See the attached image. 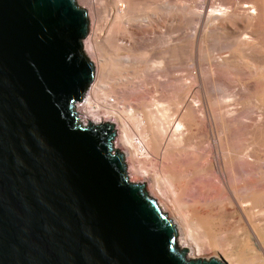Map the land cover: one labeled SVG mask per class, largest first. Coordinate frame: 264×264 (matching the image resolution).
I'll use <instances>...</instances> for the list:
<instances>
[{
  "label": "water",
  "instance_id": "obj_1",
  "mask_svg": "<svg viewBox=\"0 0 264 264\" xmlns=\"http://www.w3.org/2000/svg\"><path fill=\"white\" fill-rule=\"evenodd\" d=\"M75 0H0V264H224L177 230L77 112L95 76Z\"/></svg>",
  "mask_w": 264,
  "mask_h": 264
},
{
  "label": "bare ground",
  "instance_id": "obj_2",
  "mask_svg": "<svg viewBox=\"0 0 264 264\" xmlns=\"http://www.w3.org/2000/svg\"><path fill=\"white\" fill-rule=\"evenodd\" d=\"M159 1L160 0H76V3L79 7L84 8L85 10H87L85 6L89 7L90 13H92L95 18H100L101 20V17H104L106 18V23L111 22L108 21V19L112 20L114 29L112 28L113 26L111 27V25H109V32L105 35H111V31V37H113V39L124 38L122 44L125 46V50H129V52L132 51L134 53L135 50L137 51L138 49L140 50L144 47L146 49V46L149 45V42H152L153 46H155L154 49H157L158 52L156 57L157 61L159 59V61L163 62L165 58H168L166 57L168 52H165L166 48L164 49V44H166V40L164 39L165 33L161 31L166 19L165 15H162L165 13L158 12L159 10H162L161 8L163 7L162 3L164 0H161V3ZM182 1L184 3L185 0ZM190 1L192 2V0ZM195 1L198 3L199 9H204L200 10L199 16L204 13V20L207 19L205 22H208V20L211 19L210 21H216L217 25L218 21L222 18H234L236 20L240 19V21L244 20L246 27H248L254 36L260 35L262 37L264 35V0H224L223 4H227V7L221 5L220 7L211 6V8L209 7L210 9L207 7V3L209 5L210 1L207 3L206 0ZM186 3L187 2L185 1V4ZM239 3L240 5L242 3V8H240L241 6L238 7L237 4ZM191 4L193 5V3ZM236 5L237 7H235ZM179 6L182 7L181 5ZM169 7L170 11H167L170 13L172 11L171 7L173 9L174 6ZM184 7L187 8L188 6L186 5ZM189 8L191 7H188L187 9ZM153 9H159L157 11L159 14L157 13L155 15L154 12L153 14H150V10ZM195 9L196 8H193L191 10L194 11ZM191 10L189 9V11L192 13L193 11ZM196 10L195 12H198ZM87 12L88 18L90 19L89 11L87 10ZM195 12L193 14L197 15ZM176 15L174 14V16ZM199 18L201 19V17ZM98 21L99 20H97V22ZM227 21L228 20H226V23ZM166 23L167 21L165 24ZM214 23L215 22L212 24ZM229 23L230 20L228 24ZM99 24H101L100 21ZM222 24L225 23L220 22L219 25H221V27L223 26L222 28L220 27V29L225 27V25ZM202 25L207 24L205 23ZM98 27L100 26H97V28ZM158 28H160V30ZM225 29L226 30H222L225 31L222 32L223 35L234 34L238 37L228 38L229 40L231 39V41L234 40L232 43L230 41L227 44L235 46L232 48V53H227L226 56H219L216 53L217 55L213 54V56H211L212 52L210 49L209 52L211 53H207L211 56V58L207 57L208 60L206 59V64L203 60L204 65L203 67L201 65L202 68L200 70L199 68L197 69L199 70V73H196V75L194 74V79L192 76L193 72L191 71V76L194 81L190 79L191 77L187 76L189 78L188 81L192 80L193 82H190L187 85L184 84L185 86L181 85L180 87L174 86L172 87L173 89L171 88L172 93L177 94V96L176 98L174 96L172 97L175 99L171 100L173 112H170V116L167 114L169 110L167 111L162 107L165 105L159 103L158 100L155 101V99L153 102H151L152 99H150V97L148 98L151 101L147 99L151 102L149 104H151L152 107H155L154 105H156L157 108L151 109V106L149 105V107L148 103L140 97L138 98L141 99L140 104L142 107H140V109H138L139 106H137V109H135L136 107L133 109L128 108V105H121L126 94L125 91V93L122 92V94L116 98L117 102L113 100L115 103L109 104L112 106V108L107 109L106 107L108 104L105 102L104 105L101 104L105 108L104 109L102 107L106 114L101 117H95L96 115L91 111L93 104L92 100H94L93 98L99 100L101 97V101H104L102 99H104L106 93H102V91L105 90L106 87H112V85L106 86L105 84L107 82H104L105 84L101 83L102 85H100L98 89H96L95 85H93L84 96L82 106L85 107H82L81 104L77 103V112L82 122L89 121L94 125L105 123L113 125L116 134L117 131L120 132L118 138H114V150L120 148L123 149L129 157L132 155V153L139 156L140 160L136 166H130L129 157H125V163L127 167L126 170L128 174L130 173V181H150L152 183V191L159 200L157 204L160 210L162 212H166L169 218L173 221L177 233L179 232V240L181 242L180 249H186L187 258L197 259L198 256L204 253H212L218 256L224 264H264V168L262 165V161L264 159V130L263 132L260 131L261 133L249 131V126L247 124L248 120H245L247 118H242V114L239 109L240 107L238 108L237 104L233 102L235 101L237 103L238 100H235L237 97L236 95L238 93V95L243 94V92L247 93L248 95L246 99L250 98L252 100H256L257 98L258 100L264 102V38H256L257 36L255 38H239L244 34L243 32H238V30L230 31L226 27ZM204 30V28L203 30L201 28L200 31L202 32ZM208 31L212 32L211 29ZM217 33L219 34V32H216V34ZM206 35L211 36L210 34ZM92 38L94 40L95 36ZM116 39L112 42L114 45L117 41ZM217 39L218 38H216V40ZM116 46L119 48L120 45L118 42L115 45V49H117ZM93 49L94 47L91 39L83 42V50L87 55L92 54V51L94 53L95 51ZM236 54H238V56L239 54L242 55L244 62H246L245 65H242V62L239 63L238 57L236 58ZM129 55L130 54L128 53L127 55H124L125 57L122 56L121 60L118 59L121 65H129L131 62H135L131 61L132 57L130 58ZM205 55L207 56V54ZM202 58L205 59V57ZM156 59H152L153 62H156ZM199 59L200 58H198V60ZM132 60L134 59L132 58ZM149 60H147L146 63H148ZM166 60H164V62ZM159 61L157 63H159ZM109 62L111 61L108 60V63ZM198 62L200 63V61ZM134 64L135 63L132 65ZM161 64L162 63H159L157 66H161ZM118 65L119 63L117 66ZM103 67L104 66H102V68ZM224 67H235L238 75L241 74L245 75L246 77L245 84L234 88L239 91L237 94L233 93V89H231L232 87L230 86L231 84L227 83L225 79L222 78L224 74L222 73V76L220 75V71H222ZM166 68L167 67H165V69L163 68V71H165ZM156 69L157 68H155V70ZM150 71L148 72L149 75L151 73ZM224 71H227V69ZM146 72L147 71L140 73V75H143L144 77V75L147 74ZM161 72L162 71L159 70L158 73L160 74ZM102 73L104 72L102 71ZM165 73H163L164 76ZM214 73L217 75H214ZM126 78L130 81L133 79L131 76V79L128 77ZM155 78H158V75ZM160 78L163 79L164 77L161 76ZM160 82L156 83L159 85ZM164 82L167 84L168 81L166 80ZM122 84L124 85V83ZM180 84H182V82ZM158 85L154 86L157 87V90H161L162 88H160V85ZM114 87L115 86H113V88ZM148 88L146 89L148 90ZM166 88L164 87V89ZM149 89L151 90V87ZM155 89L156 88L153 90ZM141 90L142 89H140L138 92ZM145 90L143 91L144 93L147 91ZM165 92L166 90L163 92V94ZM148 93L150 92L148 91ZM161 93L162 92L160 91V94ZM99 95L101 96L98 97ZM139 95H141V93ZM165 95H167V92ZM162 97H164V95ZM169 97L167 96V98ZM158 99H160V101L163 100V98L161 100L160 97H158ZM169 100L166 101V103L169 102ZM163 103H165V101ZM169 105L170 104L168 103V106ZM167 117H171V121L169 120L171 123L169 125L165 122ZM149 120H155L158 122L157 124L155 123V126H153ZM132 127H134L136 131L139 130L140 135H138V138L133 136L134 128L132 130ZM182 135H184L183 140H181L182 137L181 139L179 138V136ZM176 136L178 137L176 138ZM195 141L199 144L206 143L207 149L204 147L203 150L201 147L200 149L202 150H199L202 152L196 151L198 149L192 150L193 146L191 145H193Z\"/></svg>",
  "mask_w": 264,
  "mask_h": 264
},
{
  "label": "rangeland",
  "instance_id": "obj_3",
  "mask_svg": "<svg viewBox=\"0 0 264 264\" xmlns=\"http://www.w3.org/2000/svg\"><path fill=\"white\" fill-rule=\"evenodd\" d=\"M76 1V0H75ZM78 1V0H77ZM161 1V0H160ZM159 1V2H160ZM163 1V0H162ZM161 1V2H162ZM185 1L187 2L186 4H185ZM184 1V3H183V1L181 0H164V2L162 3V8L161 7H159V8H161L162 10L160 11L159 9H153V10H150L151 12H150V14H153V12L155 13V15L159 12H162V13H165V14H162L163 16L165 15V22L167 21V23L165 24V22H164V26H163V28H162V30L161 31H163L164 33H165V40H166V44H164L165 45V47H164V49H165V52L167 51L168 52V54H166L167 56L166 57H168V58H165L164 60H166L165 62H164V60H163V62L162 61H159V59H158V61H159V63H162V64H165V65H162L161 64V66H157L159 63H157L158 61H157V59H156V57H157V49H154L155 48V46H153V44H152V42H149V45L148 46H146V49H145V47L143 48V49H138L137 51L135 50L134 51V53L132 52V51H130L129 52V50H125V46L122 44L123 43V39L121 38H118V39H116L117 41H116V43H115V45L117 44V42H118V44L120 45L119 46V48L116 46V48L117 49H115V45L112 43L115 39H113V37H111V35H112V33H111V31H110V34L111 35H109L110 36V38H109V36L108 35H105V34H107L108 32H109V29H110V27H109V25H111V27L113 26V22H112V20H110V19H108V21H111L109 24L108 23H106V18H104V17H101V20H100V18H95L94 17V15H92V13H90V9H89V7H86L85 6V8L89 11V17H90V19H89V22H90V28H89V34H88V36H87V38L83 41V42H85V41H87V40H89V39H91V41H92V44H93V47H94V53H93V51H92V54H89V55H87L86 53H85V51L83 50V53H84V55L85 56H87L93 63H94V66H95V76H94V80H93V82L91 83L92 85L90 86V88L88 89V91L92 88V86L93 85H95V87H96V89H98V87L100 86V85H102L101 83H103V84H105L104 82H107L108 83V85H107V83L105 84L106 86H110V85H112V87L110 86V87H106V89L105 90H103L102 91V93H106L105 95V97H104V99H102V100H104V101H101V95H99L98 97H100L99 98V100L98 99H95V98H93L94 100H92L93 101V104H92V108H94V109H92L91 108V111L96 115L95 117H97V116H103L104 114H106L105 113V108L101 105V104H105V103H107L108 105L109 104H112V103H115V102H117V100H116V98L119 96V95H121L122 94V92H124L125 93V91H126V94H125V97H124V100H123V103L121 104V105H125V106H127L128 108H135V109H137L138 107L137 106H139V108L138 109H140V107H142V105L140 104V100L143 98L144 99V101L145 102H147L148 103V106L150 105L151 106V104H149V103H151V102H153L154 101V99H155V101L156 100H158L159 101V103H161V104H163V105H165V106H162L164 109H166L168 112H167V114H169V116H170V112H173L172 110V108H173V106L171 105V100L173 99H175L176 98V96H177V94H175V93H172V87H180L181 85L183 86L184 84L185 85H187L188 83H190V82H193L194 80V74L196 75V73H199V70L203 67V62L205 61V64L207 63L206 61L208 60V58L207 57H210L211 58V56H213V54H218L219 56H223V55H227V53L228 54H230V52L232 53V48H234L235 46H233V45H227L230 41H231V39L229 40L228 38H238L237 36H235L234 34H230V35H223L222 34V32H225V31H222V30H226L225 29V27L227 28V29H229L230 31L231 30H234V31H236V30H238V32H243L244 34L243 35H241V37H239V38H255L256 36V38H258V37H260V38H264V35L261 37L260 35H256V36H254L253 34H252V32L248 29V27H246V23L244 22V20L243 21H240V19L238 20H236V19H234V18H229V19H227V18H225V19H221V20H219L218 21V24L216 25V21H210L211 19H209L208 20V22H205V20L207 21V19H205L204 20V13H202L201 14V16H199L200 15V10L201 9H203V8H198V3H196V1L195 0H192V2L190 1V0H185ZM197 1H199V0H197ZM210 1V2H209ZM220 1V2H219ZM160 2V3H161ZM175 2V3H174ZM188 2H189V4H188ZM193 3V5L191 4V3ZM207 2H209V5H208V3ZM212 2H213V0H206V3H207V7L209 8H211V6H215V7H220V5L221 6H225V7H227L228 5L227 4H223L224 3V0L222 1V0H214V2H213V5H212ZM219 2V3H218ZM222 2V3H221ZM159 3V4H160ZM182 3V4H181ZM226 3V2H225ZM165 6H164V5ZM175 4V5H174ZM183 4H184V6H188V7H191V8H189L190 10L191 9H193V8H196L195 10L196 11H198V12H195V10L193 11V10H191V11H193L192 13L189 11V9H187L186 7H184L183 6ZM211 4V5H210ZM245 4H247V3H245ZM244 4V5H245ZM249 4V3H248ZM161 5V4H160ZM179 5H181L182 7H180ZM238 5V7L239 6H241L242 5V3H241V5H240V3L239 4H237ZM237 5L235 6V7H237ZM81 6H83V5H81ZM166 6H167V8H166ZM169 6H174L173 7V9H172V7H171V10L173 11H171L170 13H169V11H170V7ZM176 6V7H175ZM194 6V7H193ZM84 7V6H83ZM166 9H165V8ZM180 7V8H179ZM234 7V8H235ZM243 6H241L240 8H242ZM186 10H185V9ZM209 8V9H210ZM239 8V9H240ZM159 10V11H158ZM167 10H169V11H167ZM204 10V9H203ZM158 11V12H157ZM167 11V12H166ZM178 12V13H177ZM189 12V13H188ZM195 12V14L197 13V15H194L193 13ZM149 13V12H148ZM158 13V14H159ZM188 13V14H187ZM174 14L178 17H176V16H174ZM172 17H174L175 18V20H174V18H172ZM199 17H201V19L199 18ZM183 18V19H182ZM185 19V20H184ZM233 21H232V20ZM92 20V21H91ZM97 20H99L100 21V23L102 24V27H101V24H99V21L97 22ZM203 20H204V22L207 24V25H202V24H205L204 22H203ZM223 20H225V21H223ZM226 20H228L227 21V23H226ZM229 20H230V23L228 24V22H229ZM103 21H105V22H103ZM97 22V23H96ZM210 22V23H209ZM213 22H215L214 24H212ZM220 22L221 23H225V24H222V25H225V27L223 28V29H220V27H221V25H219L220 24ZM95 23V24H94ZM245 23V24H244ZM211 24V25H210ZM231 24V25H230ZM244 24V25H243ZM95 25V26H94ZM100 26V27H98L97 28V26ZM165 25H166V27H165ZM200 25V26H199ZM211 27H210V26ZM216 25V26H215ZM219 25V26H218ZM227 25V26H226ZM230 25V26H229ZM201 26H203V27H201ZM208 26V27H207ZM223 27V26H222ZM221 27V28H222ZM96 28V29H95ZM104 28V29H103ZM109 28V29H108ZM113 29H114V26L112 27ZM201 28H202V30H203V28L205 29L204 31H206V32H204V31H200L201 30ZM246 28V29H245ZM98 29V30H97ZM107 29V30H106ZM113 29H111V30H113ZM159 30H160V28H158ZM200 29V30H199ZM209 29H211L212 30V32L211 31H208ZM248 29V30H247ZM95 30H96V32H95ZM106 30V31H105ZM220 30V31H219ZM242 30H244V31H242ZM264 30V29H263ZM102 31V32H101ZM173 31V32H172ZM179 31V32H178ZM200 31V32H199ZM247 31V32H246ZM209 32V33H208ZM216 32H219V34L217 33L216 34ZM237 32V33H238ZM98 33V34H97ZM166 33H167V35H166ZM191 33V34H190ZM198 33V34H197ZM214 34V35H212V34ZM177 34V35H176ZM194 34H195V36H194ZM200 34V35H199ZM202 34V35H201ZM205 34V35H204ZM206 34H210L211 36H207ZM97 35V36H96ZM215 35H217V36H215ZM218 35H220V36H218ZM221 35H222V37H221ZM246 35V36H245ZM251 35H252V37H251ZM95 36V38H94V40H93V38L92 37H94ZM99 36V37H98ZM204 37V36H206L207 38H208V40H207V38L206 37H204V38H202V37ZM235 36V37H234ZM242 36H244V37H242ZM175 37V38H174ZM178 37V38H177ZM199 37V38H198ZM201 37V38H200ZM213 37V38H212ZM215 37V38H214ZM113 40H112V39ZM169 38V39H168ZM216 38H218L217 40H216ZM226 38V39H225ZM163 39V38H162ZM194 39V40H193ZM201 41H200V40ZM220 39V40H219ZM222 40V41H221ZM96 41V42H95ZM98 41V42H97ZM122 41V42H121ZM173 41V42H172ZM219 41H220V43H219ZM234 41V40H233ZM233 41H231V43L233 42ZM215 42V43H214ZM152 45H151V44ZM219 43V44H218ZM112 44V45H111ZM168 44V45H167ZM114 45V46H113ZM190 45V46H189ZM103 46V47H102ZM106 46V47H105ZM219 46V47H218ZM173 47V48H172ZM178 47V48H177ZM228 47V48H227ZM177 48V49H176ZM197 50H196V49ZM218 48V49H217ZM226 48V49H225ZM145 49V50H144ZM168 49V50H167ZM210 49H211V52H209L210 51ZM224 49V50H223ZM229 49V50H228ZM141 50H142V52H141ZM104 51V52H103ZM143 51H145V52H143ZM223 51V52H222ZM111 52V53H110ZM207 52H209V53H211V56L210 55H208V53ZM101 53V54H100ZM105 55H104V54ZM120 55H119V54ZM130 54L129 55V57L131 58H133L134 60H132V58H131V61H135V62H131L129 65H121L120 64V62L118 61V59H120L121 60V58H122V56L123 57H125L124 55H127V54ZM197 53V54H196ZM220 53H221V55H220ZM177 54V55H176ZM205 54H207V56L205 55ZM216 54V55H217ZM116 56V57H114V56ZM156 55V56H155ZM215 55V56H216ZM100 56H102V57H100ZM185 56V57H184ZM147 57V58H146ZM150 58V60H149V58ZM155 57V58H154ZM202 57H205V59L204 58H202ZM238 57V60H239V63L240 62H242L241 64L242 65H245L246 64V62H244V58L242 57V55H240L239 54V56H238V54H236V58ZM101 58V59H100ZM103 58V59H102ZM115 58V59H114ZM198 58H200L199 60H198ZM155 60L156 59V62L154 61L153 62V60ZM169 59H171V60H169ZM177 59V60H176ZM196 59V60H195ZM202 59V60H201ZM207 59V60H206ZM108 60L109 61H111V62H109L108 63ZM147 60H149L148 61V63H146V61ZM195 60V61H194ZM200 61V63L198 62V61ZM204 60V61H203ZM100 61V62H99ZM106 61V62H105ZM173 61V62H172ZM188 61V62H187ZM103 62H105L106 63V65H105V63H103ZM113 62H115V63H113ZM151 62V63H150ZM169 62V63H168ZM104 65H103V64ZM109 65H108V64ZM112 63H113V65H112ZM119 63V65L117 66V64ZM133 63H135L134 65H137V66H134V65H132ZM156 65H155V64ZM184 63V64H183ZM195 63V64H194ZM196 63H198V64H196ZM114 64H116V65H114ZM149 64V65H148ZM151 64V65H150ZM167 64V65H166ZM199 64H200V66H199ZM104 66L103 68H102V66ZM108 65V66H107ZM122 67H121V66ZM142 65V66H141ZM194 65V66H193ZM198 65V66H197ZM201 65H202V67H201ZM111 66V67H110ZM120 66V67H119ZM124 66V67H123ZM127 66V67H126ZM130 66V67H129ZM241 66V65H240ZM106 67V68H105ZM145 67V68H144ZM152 67V68H151ZM157 68L158 69V67H159V69H158V71H157V69L155 70V68ZM160 67H161V69H160ZM165 67H167L166 68V70L165 71H163L164 69H165ZM172 67V68H171ZM130 68V69H129ZM138 68V69H137ZM143 68V69H142ZM164 68V69H163ZM192 68H194V69H192ZM199 68V70H197ZM224 68H226V67H224ZM223 68V69H224ZM101 69H102V71L104 72V73H102V71H101ZM118 69V70H117ZM145 69H147V70H145ZM192 69V70H191ZM222 69V71H220V75L222 76V73L224 74L223 76H222V78H224L225 79V81L227 82V83H230L231 85V89H233V93H238L239 91L238 90H236V89H234V88H237V87H239V85H242V84H245V82H246V77H245V75H241V74H239L238 75V73H237V71H236V69H235V67H230V68H226L227 69V71H224V70H226V69H224L223 70ZM126 70V71H125ZM151 70V71H150ZM152 70H154V71H152ZM159 70L160 71H162L160 74H162V75H160L158 72H159ZM169 72H168V71ZM189 70V71H188ZM193 70H195V71H197V72H195V71H193ZM100 71V72H99ZM112 71V72H111ZM113 71H114V73H113ZM145 71H147L146 73L149 75V71L151 72L150 73V75L148 76L146 73V75H144V77H143V75H140V73H143V72H145ZM157 71V72H156ZM167 71V72H166ZM193 73H192V72ZM231 71V72H230ZM117 74H116V73ZM131 72V73H130ZM133 72V73H132ZM156 72V73H155ZM167 73V75H166V73ZM184 72V73H183ZM187 72V73H186ZM189 72V73H188ZM101 73V74H100ZM109 73V74H108ZM112 73V74H111ZM121 73V74H120ZM127 73V74H126ZM136 73V74H135ZM154 73H155V75H154ZM163 73H165V76H164V74ZM170 75H169V74ZM177 73V74H176ZM183 73V74H182ZM191 73L193 74L192 76H193V79H192V76H191ZM105 76H104V75ZM115 74V75H114ZM130 74V75H129ZM185 74V75H184ZM187 74V75H186ZM190 74V75H189ZM100 75V76H99ZM104 77H103V76ZM107 75V76H106ZM113 75V76H112ZM129 75V76H128ZM137 75V76H136ZM157 75H158V78H155V77H157ZM177 75V76H176ZM184 75V76H183ZM214 75H217V74H215L214 73ZM117 77V79H116V77ZM124 76H126V77H128L129 79H131V78H133V79H131V81L130 80H128L126 77H124ZM130 76H131V78H130ZM136 78H135V77ZM162 76V77H168L169 78V80H168V78H165V80H164V78L162 79V78H160V77ZM171 76V77H170ZM191 77L190 79H192V80H190V81H188L189 80V78L188 77ZM231 76V77H230ZM100 77V78H99ZM102 77V78H101ZM109 79H108V78ZM121 79H120V78ZM122 77H124V78H122ZM181 77H182V79H181ZM103 78H104V81H103ZM160 78V79H159ZM174 78V79H173ZM179 79V81H178V79ZM98 79V80H97ZM120 79V80H119ZM127 79V80H126ZM137 79V80H136ZM143 79V80H142ZM156 79V80H155ZM160 81H168L167 82V84H166V82H160ZM177 79V80H176ZM186 79V80H185ZM106 80V81H105ZM108 80V81H107ZM119 80V81H118ZM122 80V81H121ZM158 80V81H157ZM231 80V81H230ZM124 81V82H123ZM126 81H128V82H126ZM141 81V82H140ZM160 82L159 83V85H158V83H156V82ZM178 81V82H177ZM186 83H185V82ZM116 84H115V83ZM117 82H118V85H117ZM182 82V84H180ZM202 82V81H201ZM244 82V83H243ZM95 83H97V84H95ZM122 83H124V85L122 84ZM239 83V84H238ZM241 83V84H240ZM134 84V85H133ZM153 84V85H152ZM165 86H164V85ZM175 84H178V85H175ZM122 86V87H120V86ZM144 85V86H143ZM150 85V86H149ZM152 85V86H151ZM156 85H158L160 88H162L160 91L162 92L161 94H160V91L159 90H157V87H155ZM167 85V86H166ZM169 85H170V89H169ZM172 85V86H171ZM184 85V86H185ZM235 85V86H234ZM113 86H115L114 88H113ZM162 86V87H161ZM234 86V87H233ZM137 87V88H136ZM151 87V90L149 89V88ZM164 87L166 88H168V90H167V88L166 89H164ZM112 88V89H111ZM128 88V89H127ZM146 88H148V90L146 89ZM154 88H156L155 90H153ZM172 88V89H171ZM100 89V88H99ZM107 89H108V91H107ZM120 89V90H119ZM127 89V90H126ZM137 89V90H136ZM140 89H142L140 92H138ZM147 91H146V90ZM119 90V91H118ZM146 91L145 93L143 92V91ZM159 91V92H157V91ZM166 90V92H167V95H165L166 94V92L163 94V92ZM87 91V92H88ZM113 91V92H112ZM148 91L151 93H148ZM154 91V92H153ZM155 91H156V94H155ZM87 92H86V94H87ZM108 92V93H107ZM119 92V93H118ZM171 92V93H170ZM101 93V94H102ZM115 95H114V94ZM117 93V94H116ZM137 93H141V95H139V94H137ZM143 93V94H142ZM85 94V95H86ZM112 94V95H111ZM145 94V95H144ZM154 94H155V96H154ZM159 94V95H158ZM171 94H172V96H171ZM173 94H175V95H173ZM239 94V93H238ZM236 95L237 97L235 98V100L237 101V103L235 102V101H233L235 104H237V106H238V108L240 109V111H241V114H242V118L243 119H245V118H247V119H245L246 121H247V124H248V126H249V131H251V132H263V130H264V102H262V101H260V100H258L257 98H256V100H252V99H246L247 97H248V95H247V93H245V92H243V94H240V95ZM245 94V95H244ZM151 95H153V96H151ZM164 95V97H166V98H164V97H162ZM244 95V96H243ZM109 96V97H108ZM167 96L169 97V98H167ZM175 97V98H172V97ZM242 98H241V97ZM94 97V96H93ZM141 98V99H138V98ZM146 97V98H145ZM148 97H150V99H152V101L148 98ZM153 97V98H152ZM158 97H160L161 98V100H162V98H163V100L165 101V103H163L162 101H160V99H158ZM240 99H239V98ZM258 97V96H257ZM106 98H108V99H106ZM157 98V99H156ZM106 99V100H105ZM150 100V101H148V100ZM170 99V100H169ZM246 99V100H245ZM97 100V101H96ZM111 100V101H110ZM113 100H115V102H113ZM139 100V101H138ZM169 100V102H167L166 103V101H168ZM241 100H243V101H241ZM83 101H84V98H83V100L81 101V102H78L79 104H81V106H82V103H83ZM100 102V104H99V102ZM108 101V102H107ZM134 101V102H133ZM257 101V102H256ZM98 102V103H97ZM101 102H103V103H101ZM105 102V103H104ZM137 102V103H136ZM243 102V103H242ZM257 104H256V103ZM259 102H260V104H259ZM125 103V104H124ZM155 103V102H154ZM154 103H152V104H154ZM168 103L172 106H168ZM141 106H140V105ZM240 106H239V105ZM107 105V109H110V108H112V106L111 105H109L108 106ZM98 106H100V107H98ZM106 106V105H105ZM149 106V107H150ZM155 107H152L151 106V109L153 108H157L156 107V105H154ZM82 107H85V106H82ZM98 107V108H97ZM104 109H103V108ZM159 107V106H158ZM162 107H160V108H162ZM166 107V108H165ZM168 107H170V108H168ZM83 110V109H82ZM246 116V117H245ZM103 119V118H102ZM164 120V119H163ZM169 120L171 121V117L169 118V117H167V120L165 121L168 125L171 123V122H169ZM256 120H258V121H256ZM150 121V120H149ZM151 122V124H153V126H155L156 124H157V122L155 121V120H153V121H150ZM86 123H88V122H86ZM156 123V124H155ZM133 128L134 127H132V130H133ZM133 136L134 137H136V138H138L139 136L138 135H140L139 133V130H137L136 131V129L134 128V130H133ZM260 132V133H261ZM169 133H170V131H169ZM171 134V133H170ZM118 135H120V132L119 131H117V134H116V137L118 138ZM181 135V134H180ZM183 136L184 135H182V136H179V138L181 139V137H182V139L181 140H183ZM116 137H115V139H116ZM178 136H176V138H177ZM177 140V139H176ZM179 140V139H178ZM197 141V140H196ZM195 141V143L193 144V145H191V146H193V148H192V150H196V149H198V150H196V151H198V152H202V151H200V150H202L204 147H205V149H207V144L205 143H202V144H199L198 142H196ZM198 145H197V144ZM113 145H114V141H113ZM197 145V146H196ZM201 145V146H200ZM205 145V146H204ZM198 146H200V147H198ZM198 147V148H197ZM202 147V149H200ZM190 149H191V147H190ZM200 149V150H199ZM204 150V149H203ZM115 151H119L120 153H123L124 155H125V157L127 158V157H129L128 156V154L123 150V149H117V150H115ZM130 157H131V159H130ZM130 157H129V165L131 166H136L137 164H138V161L140 160L139 159V156H137V155H135V154H133L132 153V155H130ZM134 161V162H133ZM134 164V165H133ZM262 165H263V168H264V159H263V161H262ZM127 168V167H126ZM130 174V173H129ZM129 174H128V176H129ZM129 180H130V178H129ZM131 182H133V183H141V182H144L145 183V191L149 194V196H151L153 199H155L156 200V202L158 203V197L153 193V191H152V187H151V182L150 181H136V180H131ZM163 213H165L166 214V212H163ZM168 215V214H167ZM178 234V237H177V242H178V246H179V248H180V246H181V242H180V238H179V232L177 233ZM198 258H200V259H205V260H210L211 258H219L218 256H216V255H214V254H212V253H204V254H202V255H200V256H198ZM188 259V258H187ZM220 259V258H219Z\"/></svg>",
  "mask_w": 264,
  "mask_h": 264
},
{
  "label": "built area",
  "instance_id": "obj_4",
  "mask_svg": "<svg viewBox=\"0 0 264 264\" xmlns=\"http://www.w3.org/2000/svg\"><path fill=\"white\" fill-rule=\"evenodd\" d=\"M86 123V122H85Z\"/></svg>",
  "mask_w": 264,
  "mask_h": 264
}]
</instances>
